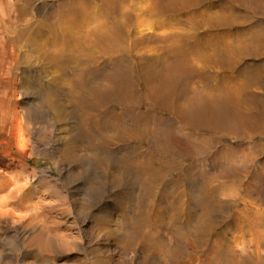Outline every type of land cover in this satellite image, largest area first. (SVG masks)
<instances>
[{"label":"rangeland","instance_id":"rangeland-1","mask_svg":"<svg viewBox=\"0 0 264 264\" xmlns=\"http://www.w3.org/2000/svg\"><path fill=\"white\" fill-rule=\"evenodd\" d=\"M7 1L0 16L35 33L72 0ZM137 4L127 30L162 34L139 13L148 0ZM249 5L264 24V0ZM37 42L68 52L46 30ZM28 52L2 36L0 264H264V76L245 125L200 113L202 83L174 115L148 107L116 56L91 65L89 93L75 94L70 70ZM23 197L29 207L13 204Z\"/></svg>","mask_w":264,"mask_h":264},{"label":"bare ground","instance_id":"bare-ground-1","mask_svg":"<svg viewBox=\"0 0 264 264\" xmlns=\"http://www.w3.org/2000/svg\"><path fill=\"white\" fill-rule=\"evenodd\" d=\"M249 1L148 0L139 13L156 18L154 30H166L141 37L127 30L138 16V0L63 1L48 22L38 24L35 33L28 23L19 26L17 21L10 22L1 15L0 40L3 36L14 47L26 46L28 56L31 51L44 53L58 65L62 77L70 70L71 81L77 85L72 86L75 94L89 93L83 84L91 65L101 57L116 56L140 82L148 107L180 115L187 89L199 82L206 87L195 98L200 113L210 119L232 117L249 125V112L261 103L252 87L259 85L264 76V24L250 16ZM0 5L9 3L0 0ZM13 6L16 11L25 10L19 4ZM45 30L55 47L59 39L63 40L68 52L45 50L37 42ZM136 81L134 86L139 92ZM262 106L264 109V103ZM26 200L30 202L28 197ZM23 201L24 197L13 204L30 206Z\"/></svg>","mask_w":264,"mask_h":264}]
</instances>
